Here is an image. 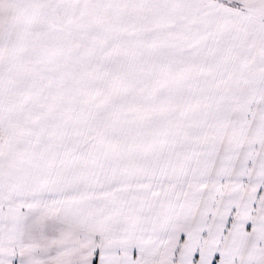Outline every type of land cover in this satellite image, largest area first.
<instances>
[{
  "label": "snow or ice",
  "instance_id": "6c2138e0",
  "mask_svg": "<svg viewBox=\"0 0 264 264\" xmlns=\"http://www.w3.org/2000/svg\"><path fill=\"white\" fill-rule=\"evenodd\" d=\"M0 264H264V0H0Z\"/></svg>",
  "mask_w": 264,
  "mask_h": 264
}]
</instances>
